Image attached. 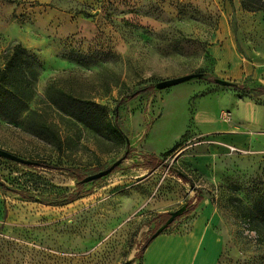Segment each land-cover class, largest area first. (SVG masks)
<instances>
[{"label":"rangeland","instance_id":"rangeland-1","mask_svg":"<svg viewBox=\"0 0 264 264\" xmlns=\"http://www.w3.org/2000/svg\"><path fill=\"white\" fill-rule=\"evenodd\" d=\"M254 1L0 0V67L22 44L30 85L26 107L0 108V148L37 162L0 157V264H149L201 196L216 264H264V131L201 154L239 102L264 105Z\"/></svg>","mask_w":264,"mask_h":264},{"label":"crops","instance_id":"crops-1","mask_svg":"<svg viewBox=\"0 0 264 264\" xmlns=\"http://www.w3.org/2000/svg\"><path fill=\"white\" fill-rule=\"evenodd\" d=\"M263 71L259 73L262 80ZM233 119L232 123L222 120L217 122L212 130L213 133L206 141L209 152L203 153L207 149H202L201 154H212L214 161L213 152L220 148H230V146L243 148L252 143L256 132L264 131V105L253 101H241ZM239 124H242V127H238ZM190 162L192 163L191 160ZM205 208L204 201L193 210L195 218L191 221L188 234L174 240L170 239V243H167L168 240L165 238L156 240L146 255L149 264H216L223 242L215 228L212 215L206 212Z\"/></svg>","mask_w":264,"mask_h":264},{"label":"trees","instance_id":"trees-1","mask_svg":"<svg viewBox=\"0 0 264 264\" xmlns=\"http://www.w3.org/2000/svg\"><path fill=\"white\" fill-rule=\"evenodd\" d=\"M243 3L248 7H257V2H255L254 0H243ZM23 49L24 47L22 46V44L16 45L14 47L13 53L8 55L5 66L3 68L0 67V108L9 111L8 113H13L16 110V107L14 106L15 104H19L21 107H26V103L30 100V85L27 80L26 72L24 71L29 68V64L27 62L26 67H18V62L22 57L21 50ZM1 79H3L6 83L1 84ZM262 89H264V87H262ZM91 114V117L93 118L95 113L92 112ZM84 121L92 127L97 128V121H90L86 118H84ZM108 129L112 133L121 135L118 128L109 127ZM150 157H153L155 159L157 158L154 156ZM29 166L32 167L33 165ZM180 177H182L186 182L193 183L191 178L183 171H180ZM201 200L202 196L198 198L197 203L190 210H194L201 202ZM256 207L261 213L262 219L264 220V201L259 202ZM168 218L169 216L167 213V219Z\"/></svg>","mask_w":264,"mask_h":264},{"label":"water","instance_id":"water-1","mask_svg":"<svg viewBox=\"0 0 264 264\" xmlns=\"http://www.w3.org/2000/svg\"><path fill=\"white\" fill-rule=\"evenodd\" d=\"M182 79H175V80H171L169 81V84H175L179 81H181ZM0 157H4V158H7V159H10V160H13V161H16V162H19V163H22V164H27V165H35L37 164L36 161H33V160H30V159H26V158H23L13 152H10L6 149H3V148H0ZM106 172H100L98 174H94L92 175L89 179H95V178H98L102 175H104ZM160 233V231L157 232L156 235H158ZM126 264H129V262H127Z\"/></svg>","mask_w":264,"mask_h":264}]
</instances>
